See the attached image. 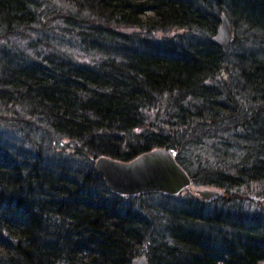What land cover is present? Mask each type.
<instances>
[{
    "label": "trees",
    "instance_id": "1",
    "mask_svg": "<svg viewBox=\"0 0 264 264\" xmlns=\"http://www.w3.org/2000/svg\"><path fill=\"white\" fill-rule=\"evenodd\" d=\"M167 30L193 34L151 35ZM0 127L70 141L73 158L173 148L224 192L124 198L91 166L0 141V264H264L248 211L264 201V0H0Z\"/></svg>",
    "mask_w": 264,
    "mask_h": 264
},
{
    "label": "water",
    "instance_id": "2",
    "mask_svg": "<svg viewBox=\"0 0 264 264\" xmlns=\"http://www.w3.org/2000/svg\"><path fill=\"white\" fill-rule=\"evenodd\" d=\"M232 39L231 26L225 14H222L212 41L226 51ZM175 155L176 150L173 148L156 147L129 161L102 155L92 160L94 170L102 177L108 190L124 198L144 192H161L175 196L184 190H189L203 201L223 196V190L195 186ZM131 263L147 264V258L141 254L133 258Z\"/></svg>",
    "mask_w": 264,
    "mask_h": 264
},
{
    "label": "rangeland",
    "instance_id": "3",
    "mask_svg": "<svg viewBox=\"0 0 264 264\" xmlns=\"http://www.w3.org/2000/svg\"><path fill=\"white\" fill-rule=\"evenodd\" d=\"M127 32H136L139 34H144L142 30L132 28L126 30ZM192 34L190 31L187 30H167V31H159L156 33H152L151 35L154 37H166V38H173L179 42H183L185 40H189L192 38ZM196 37L199 36L198 33H195ZM230 49L228 50V52ZM79 58L82 60L85 58L84 55H81L78 52ZM224 76V74H222ZM0 134H1V144L9 146L17 151V153L23 156H29L31 153L36 154L37 149H41L43 156L47 158L48 162L53 164L55 162H69L70 157L72 158V163L70 164L74 166V168L84 170L89 168L90 166L93 167V160L89 157H72L71 156V148L72 145L70 141L65 139H52L49 138L45 139V142L36 141V143H30L29 140L26 141L22 134L15 132L12 129L2 128L0 127ZM94 169V167H93ZM185 194V193H182ZM181 194V195H182ZM252 202L250 203L251 208L248 210L249 212H257L264 216V201L260 199V197H256L252 195L251 197ZM254 207V208H252Z\"/></svg>",
    "mask_w": 264,
    "mask_h": 264
}]
</instances>
